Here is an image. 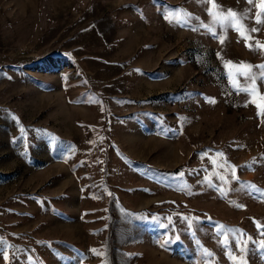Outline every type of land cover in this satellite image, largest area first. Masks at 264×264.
<instances>
[{
	"label": "rangeland",
	"instance_id": "rangeland-1",
	"mask_svg": "<svg viewBox=\"0 0 264 264\" xmlns=\"http://www.w3.org/2000/svg\"><path fill=\"white\" fill-rule=\"evenodd\" d=\"M215 3L247 39L203 0H0V264H264V83L239 75L264 24Z\"/></svg>",
	"mask_w": 264,
	"mask_h": 264
},
{
	"label": "snow or ice",
	"instance_id": "snow-or-ice-1",
	"mask_svg": "<svg viewBox=\"0 0 264 264\" xmlns=\"http://www.w3.org/2000/svg\"><path fill=\"white\" fill-rule=\"evenodd\" d=\"M204 3L206 4H212L214 8L217 9L215 13L209 12V15L212 17L213 23L218 24L222 27H229L232 28L233 30L237 31L238 34H240L242 37L247 39L248 37L245 35L247 32V29L245 25L243 24V21L247 19L248 11L250 10H245L244 13H239L233 9H228L225 10L221 6L215 3V0H203ZM249 4H253L254 0H247ZM256 7L258 8L257 14H256V23L258 25L264 24V0H258V3H256ZM260 29L259 28H252L250 31L251 32H258ZM222 42V41H221ZM260 47L264 48V45H261ZM230 63V62H229ZM240 69L248 68L251 69V65H244L243 63L238 66ZM260 69V75L257 77L256 74H250L248 72H243L241 71L239 75H243L245 77V81H251L253 84H255V81L257 79L260 80L261 83H264V64L257 66ZM246 91V94L251 96L253 94V91L255 89L249 90L247 88H240L237 87V91ZM261 99L264 100V96H261ZM247 106V105H245ZM259 108L260 105H257ZM261 235H264V231L261 232ZM3 241L0 239V244H2ZM260 250L264 251V242L260 244ZM242 252L245 250L244 248L240 249ZM6 258V257H5ZM230 259L233 260V264H237L236 258L232 257L230 255ZM239 264H244L243 261L239 262Z\"/></svg>",
	"mask_w": 264,
	"mask_h": 264
}]
</instances>
